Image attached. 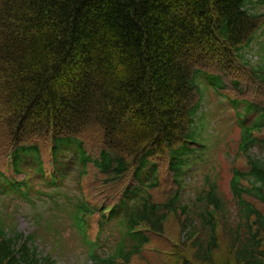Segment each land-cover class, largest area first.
I'll return each mask as SVG.
<instances>
[{"label":"trees","instance_id":"trees-1","mask_svg":"<svg viewBox=\"0 0 264 264\" xmlns=\"http://www.w3.org/2000/svg\"><path fill=\"white\" fill-rule=\"evenodd\" d=\"M233 68L264 85V0H0V199L50 202L82 243L0 206V264H264L262 101H229L231 198L205 171Z\"/></svg>","mask_w":264,"mask_h":264},{"label":"rangeland","instance_id":"rangeland-1","mask_svg":"<svg viewBox=\"0 0 264 264\" xmlns=\"http://www.w3.org/2000/svg\"><path fill=\"white\" fill-rule=\"evenodd\" d=\"M224 76L227 79L239 78L243 93L231 86V89H226L224 92H221L225 96L221 94L220 96L212 90L206 94V100L210 110V112H208V117L214 125H217L220 138L216 146H211V148L213 147V151L211 155L208 154V158L210 160L212 159V163L205 165V171L208 170L211 174H218L221 177V189L227 192L228 196L231 198L229 180L232 174L231 167L234 161L233 156L235 157V152L238 149L240 129L236 123L235 110L229 101L238 96L247 97L255 101L259 100L264 103V85H259L255 81H252L247 75V72L238 70V68L227 70ZM170 187V180L164 176L162 189L167 190ZM204 188L205 178L203 172L197 173L195 175V180L192 178V181L186 186V189L191 193ZM50 205H52L50 202L42 201H40L37 206H33L18 199H0V206H8V210L15 214L14 219L20 231L26 234L32 232L35 227L32 217L36 215L37 212H40V221L45 225L48 224L46 222L47 218L51 217L52 219V228L47 231L53 236L62 239L65 243L75 246L77 251L80 252L82 243L78 232L72 226H69L66 215L62 213L60 209H56V207H51ZM262 207L264 209V205H262ZM92 230L96 231V225L94 223L92 225ZM173 230L176 231L175 229ZM49 245L51 244L39 243L40 250H44V248L46 250L50 249ZM170 245L171 241L154 235L149 245L152 249L149 251L167 250ZM159 254L151 253L149 256L153 257ZM61 256H63V254H61ZM73 260V253L67 251L66 255L63 256V259L59 260L58 264H71Z\"/></svg>","mask_w":264,"mask_h":264}]
</instances>
